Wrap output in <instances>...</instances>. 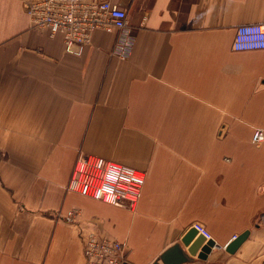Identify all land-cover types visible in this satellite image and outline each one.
Returning a JSON list of instances; mask_svg holds the SVG:
<instances>
[{"label":"crops","instance_id":"1","mask_svg":"<svg viewBox=\"0 0 264 264\" xmlns=\"http://www.w3.org/2000/svg\"><path fill=\"white\" fill-rule=\"evenodd\" d=\"M118 2L125 60L117 32L69 55L23 0H0V264H85L90 232L127 264H163L176 244L187 264H264V50L233 49L240 25L264 24V0ZM86 154L146 175L135 211L67 190ZM196 224L216 243L207 260L180 243Z\"/></svg>","mask_w":264,"mask_h":264},{"label":"built area","instance_id":"2","mask_svg":"<svg viewBox=\"0 0 264 264\" xmlns=\"http://www.w3.org/2000/svg\"><path fill=\"white\" fill-rule=\"evenodd\" d=\"M31 27L49 37H62L65 52L81 56L91 45L96 31L117 32L113 54L128 59L132 54V32L128 14L118 0H23ZM233 49L238 52L264 50V24L240 25ZM264 131L257 130L253 144L260 146ZM146 175L132 167L95 155H80L67 190L84 197L135 211L140 202ZM77 210L63 220L78 229ZM207 240L212 237L200 225H194ZM85 264H127L126 249L116 239L90 232L84 239ZM197 264H206L199 262Z\"/></svg>","mask_w":264,"mask_h":264},{"label":"water","instance_id":"3","mask_svg":"<svg viewBox=\"0 0 264 264\" xmlns=\"http://www.w3.org/2000/svg\"><path fill=\"white\" fill-rule=\"evenodd\" d=\"M247 236L248 232L236 238L233 243L227 248V250L231 253L236 251L246 240ZM180 243L184 247L188 248V253L190 254V256H198V258L201 260H207L208 254H210L212 249L216 246V243L212 239L207 240L203 235L199 234L195 228L192 231L188 232L181 239ZM161 261L163 262V264H187L191 262L190 259L183 253L180 244H176L171 249L166 251L162 255Z\"/></svg>","mask_w":264,"mask_h":264}]
</instances>
